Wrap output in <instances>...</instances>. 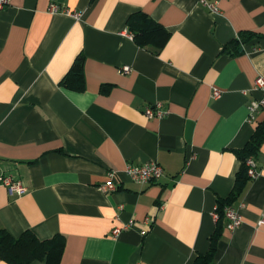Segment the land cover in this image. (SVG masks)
<instances>
[{
  "label": "crops",
  "instance_id": "0c3cea01",
  "mask_svg": "<svg viewBox=\"0 0 264 264\" xmlns=\"http://www.w3.org/2000/svg\"><path fill=\"white\" fill-rule=\"evenodd\" d=\"M209 1L219 12L199 0H11L0 10V177L26 189L0 182V230L64 235L61 264H194L208 253L235 150L264 122V108L254 122L248 109L262 98L264 38L223 53L241 33L264 35V0ZM138 11L171 34L158 54L127 29ZM79 55L85 90L69 91L60 82ZM158 103L168 113L149 117ZM255 160L259 176L230 206L242 225H225L217 264H264V142ZM151 162L164 169L157 181L125 173ZM111 171L118 190L107 193Z\"/></svg>",
  "mask_w": 264,
  "mask_h": 264
},
{
  "label": "trees",
  "instance_id": "16d2710c",
  "mask_svg": "<svg viewBox=\"0 0 264 264\" xmlns=\"http://www.w3.org/2000/svg\"><path fill=\"white\" fill-rule=\"evenodd\" d=\"M127 29L131 33L134 42L142 48L152 49L158 54L169 41L171 34L157 22L151 15L138 11L130 15L127 21ZM264 38V35L256 33H241L238 39H234L223 47V53L231 56L239 54V49L255 40ZM85 57L79 55L73 62L71 68L60 85L69 91L83 92L85 90ZM108 91L109 87H103ZM264 142V122L259 124L251 139L245 147L235 150L240 168L236 174L235 185L226 199L218 202L216 213L218 219L216 228L210 238V249L207 254L200 255L194 264H210L214 261L219 241L223 230L227 228L228 220L225 212L243 193L250 177L248 176L247 161L249 158L256 159ZM66 246L65 236L57 234L49 239L41 240L32 231H26L19 237L12 236L7 230H0V258L8 264H61Z\"/></svg>",
  "mask_w": 264,
  "mask_h": 264
},
{
  "label": "built area",
  "instance_id": "2783aa9c",
  "mask_svg": "<svg viewBox=\"0 0 264 264\" xmlns=\"http://www.w3.org/2000/svg\"><path fill=\"white\" fill-rule=\"evenodd\" d=\"M11 0H0V10H3L6 6L10 4ZM201 5L208 7L213 12H219V7L216 2L211 3L209 0H199ZM49 11L52 13H65L73 15L76 18L80 17V13L72 14L69 10L62 8L56 4H51L49 7ZM131 68L129 66H124L121 69L122 73H129ZM254 88L256 90H260L262 92V98L258 101L252 102L249 106V121L254 122L256 120L257 112L264 108V76H259L256 81ZM222 96V92L214 88L213 89V98L218 99ZM146 114L149 117H163L168 112L163 109L162 104L158 103L153 107H147L145 109ZM248 166V176L251 179H256L259 176V171L257 168V163L254 158H249L247 161ZM125 173L130 177L132 181L137 184H148L153 181L159 180L164 175L163 167L157 162L146 163L139 166L129 165L125 170ZM0 182L9 187L11 193L16 192L19 195L26 193V189L21 186L18 182H13L10 178L0 177ZM100 189L104 192H114L118 190V186L115 183V172L111 171L109 173V180L103 184ZM226 218L228 220L227 228L231 231L236 230L242 225V217L239 211L232 207L226 208L225 212ZM215 217H218V214H215ZM259 224H264V211L261 215V219L259 220ZM133 227L132 223H128L122 227H116L113 229L112 234L114 238H117L122 232L127 231ZM147 232L143 231L142 234L145 235ZM210 264H217L216 261L211 262Z\"/></svg>",
  "mask_w": 264,
  "mask_h": 264
},
{
  "label": "water",
  "instance_id": "95a60500",
  "mask_svg": "<svg viewBox=\"0 0 264 264\" xmlns=\"http://www.w3.org/2000/svg\"><path fill=\"white\" fill-rule=\"evenodd\" d=\"M242 51H243V49L241 48V49H240V52H242Z\"/></svg>",
  "mask_w": 264,
  "mask_h": 264
}]
</instances>
